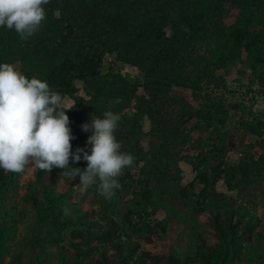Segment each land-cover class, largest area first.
I'll return each instance as SVG.
<instances>
[{
  "label": "trees",
  "instance_id": "obj_1",
  "mask_svg": "<svg viewBox=\"0 0 264 264\" xmlns=\"http://www.w3.org/2000/svg\"><path fill=\"white\" fill-rule=\"evenodd\" d=\"M44 7L43 26L27 40L0 27V63L19 64L26 78L46 81L71 101L66 115L75 136L72 151L88 147L90 134L81 125L111 111L120 117L115 135L122 151L135 157L112 199L98 195V185L79 197L74 189L79 177L68 181L62 169L36 170L24 200L33 210L35 231L64 249L55 264H264V235L256 230L264 222L232 199L263 177V123L255 117L241 122L259 137L255 147L261 153L246 150L230 165L229 108L205 93L219 86V74L242 49L253 72L264 64V0H49ZM233 8L237 14L227 25L224 14ZM106 55L137 68L141 81L114 70L103 73ZM174 88L201 96L198 110L174 95ZM259 92L264 93V81ZM181 161L195 173L187 186H181ZM69 167L83 171L87 162L70 161ZM22 175L0 169V264L9 225L19 214L8 201ZM219 183L229 197L216 191ZM88 196L91 206L83 209ZM204 214L216 238L212 246L200 231ZM173 229L176 242L161 256L141 250L139 240L151 242L153 235ZM12 260L21 264L19 255Z\"/></svg>",
  "mask_w": 264,
  "mask_h": 264
},
{
  "label": "clouds",
  "instance_id": "obj_2",
  "mask_svg": "<svg viewBox=\"0 0 264 264\" xmlns=\"http://www.w3.org/2000/svg\"><path fill=\"white\" fill-rule=\"evenodd\" d=\"M49 0H0V27L15 30L21 40L35 35L46 18ZM65 98L46 81L31 79L14 65L0 63V169L5 173H23L26 169L47 174L62 169L60 176L79 177L81 192L98 185V195L112 199L121 185L118 178L133 166L135 157L122 151L115 135L120 117L106 111L81 125L89 133L87 149L72 151L75 139L66 112ZM81 159L87 167H69ZM65 214L68 210L64 209Z\"/></svg>",
  "mask_w": 264,
  "mask_h": 264
},
{
  "label": "rangeland",
  "instance_id": "obj_3",
  "mask_svg": "<svg viewBox=\"0 0 264 264\" xmlns=\"http://www.w3.org/2000/svg\"><path fill=\"white\" fill-rule=\"evenodd\" d=\"M228 8L229 5L227 4L225 9L227 10ZM236 14L237 9L228 10L224 14L223 22L227 25L233 24ZM248 59L246 51L242 49L234 62L226 68V71L219 74V79H221L219 86H212L209 90L205 91L206 94H210L213 98L223 100L227 108H229L231 116L229 130L231 131V135L226 161L232 166H236L239 163L243 152L246 150L254 154L261 153V150L255 147V141L259 140V137L246 132L241 126L242 121L246 119L251 121L255 117L257 121L263 123L261 139L264 141V93L259 92L263 87L264 64L257 68L256 72H253L247 66V64H252V62H248ZM14 67L20 71L19 64L15 63ZM108 70H114L131 80L141 81V73L137 68L118 62L114 55H106L103 59L101 71L105 73ZM247 90L252 93L250 95L251 99L242 98L243 96L238 97L239 92ZM172 93L183 98L192 111L198 110L201 96H194L191 91L182 88H174ZM138 94L143 95L141 88L138 89ZM247 97L249 96L247 95ZM70 105L71 101L65 99V107L67 108ZM142 129L144 132L150 129L147 119L143 120ZM142 144L144 148L147 147L145 140H143ZM180 170L181 186H187L193 180L195 173L191 166L184 161L180 162ZM35 179L36 170L31 168L26 169L18 180L16 191H14V194H12V197L8 201L9 209H15L19 214L14 218V223L9 225L12 232L6 240L7 250L2 257L1 264H12V259L15 255H19L21 264H32L35 259L46 260L43 264H55L57 257L64 252L63 248L51 246L44 239L45 234L34 229V213L31 205L26 203L24 198L28 192V185L34 183ZM79 182L75 184L74 189L79 193L80 197V194L83 192L76 187ZM216 191L226 194L228 197L231 195L221 183L217 185ZM232 199L237 203L242 202L247 204L252 212L264 222V169L261 179H256L253 183L245 185V191L238 196L233 194ZM81 205L83 209H88L91 206L90 197L88 196ZM162 218L163 214L158 213L156 215V219L160 220ZM198 223L207 245H214L216 238L207 222V215H201ZM256 230L264 235V229H261V227H258ZM175 232L176 230L173 229L169 230L167 234L158 233L157 235H153L151 242L139 240L141 250L151 255L161 256L171 243L175 244L177 239ZM34 236L37 239H34Z\"/></svg>",
  "mask_w": 264,
  "mask_h": 264
}]
</instances>
